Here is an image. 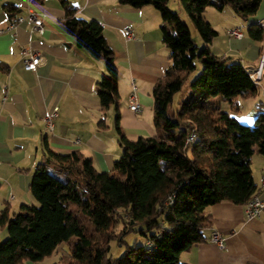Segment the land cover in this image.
Listing matches in <instances>:
<instances>
[{
  "label": "trees",
  "instance_id": "16d2710c",
  "mask_svg": "<svg viewBox=\"0 0 264 264\" xmlns=\"http://www.w3.org/2000/svg\"><path fill=\"white\" fill-rule=\"evenodd\" d=\"M168 1L120 0L133 8L153 5L161 13L163 41L171 50V65L153 90V124L159 134L136 141L121 130L118 68L103 26L77 17V11L64 2L67 33L76 38L79 48L104 61L106 75L97 84L98 97L103 111L116 106L123 155L112 173L99 172L91 159L78 152L55 153L45 140L44 159L31 184L37 205H23L13 216L8 208L0 212V226L8 233L7 239L0 237V264L43 263L72 237L77 241L68 264H182V253L208 239L203 229L211 223L209 207L221 202L247 205L257 193L252 158L256 152L264 156V111L250 127L224 112L221 105L228 103L232 111H238L239 99L255 96L258 86L240 63L211 53L209 46L218 33L205 12L209 7L222 11L231 6L247 22L257 14L262 0H180L205 44L202 48L188 23L168 8ZM248 35L263 42L264 27L252 23ZM197 60L203 71L191 84L192 95L174 110L175 97L197 70ZM0 70L7 71L8 66L0 62ZM99 125L105 127V122ZM192 133L197 139L188 148L186 139ZM50 163L76 174L79 181L58 179L49 173ZM79 182L84 185L83 194ZM72 204L90 219L95 233L80 223ZM119 223L121 231L114 232ZM130 234L144 238L145 245L128 244L125 239ZM112 242L126 247L123 257L109 256Z\"/></svg>",
  "mask_w": 264,
  "mask_h": 264
},
{
  "label": "crops",
  "instance_id": "0c3cea01",
  "mask_svg": "<svg viewBox=\"0 0 264 264\" xmlns=\"http://www.w3.org/2000/svg\"><path fill=\"white\" fill-rule=\"evenodd\" d=\"M64 2L77 11V17L103 26L118 68L122 132L130 141L159 134L153 124V90L171 65V50L163 41L161 13L153 5L133 8L121 5L120 0H0V62L8 66L7 71L0 70V212L8 208L10 216L23 205H37L31 184L44 159L45 140L55 153L78 152L91 159L99 172L112 173L123 155L116 106L103 111L98 97L97 84L106 75L104 61L79 48L76 38L67 33ZM169 4L170 0L168 8ZM177 4L180 18L189 27L194 25L180 0ZM8 6L14 10L10 12ZM32 13L47 15L44 33L33 31L28 23L9 29L13 18ZM205 18L218 33L209 46L211 53L240 63L252 77L264 64V41H254L248 26L258 23L264 27V0L247 22L231 6L222 11L209 7ZM234 29L241 30V38L229 34ZM24 50L43 54L45 65L37 72H27ZM257 86L255 96L239 99L238 111H232L228 103H222V110L253 127L264 111V79ZM134 88L141 105L138 114L129 108ZM55 108L59 116L50 131L45 118ZM101 121L105 127L99 125ZM252 173L258 188L254 196L264 201V156L258 152L252 158ZM245 207L229 202L209 207L211 223L203 229L204 236L209 239L213 232L219 233L225 248L207 239L182 253L181 263L264 264V213L247 220ZM4 229L0 226V234Z\"/></svg>",
  "mask_w": 264,
  "mask_h": 264
},
{
  "label": "rangeland",
  "instance_id": "374dc122",
  "mask_svg": "<svg viewBox=\"0 0 264 264\" xmlns=\"http://www.w3.org/2000/svg\"><path fill=\"white\" fill-rule=\"evenodd\" d=\"M169 2V1H168ZM178 0H170V4L171 7L169 6V9L172 10V12H177V4ZM189 25V24H188ZM169 31H173V28L168 26ZM190 30L191 33L193 35V39L194 41L197 43V46L199 48H202V39H200V35L196 29V27L194 25H190ZM196 39V40H195ZM196 66H197V70L191 74L189 76V78L186 80L183 89L181 90L180 93H178L175 97L174 103L172 104V108L175 110L178 103L181 100H186L189 99L190 96L192 95V90H191V84L192 82L202 73L203 71V65L202 63L197 60L196 61ZM56 169L61 172L62 174H64L63 176L60 175ZM48 171L49 173H51L52 175H54L55 177H57L58 179L62 180V181H68L70 177L71 180H75V181H79V178L77 177L76 174L71 173L70 171H64L59 165L55 164H50L48 166ZM116 177L122 179L123 176L115 173L114 174ZM79 193L83 194L84 193V185L79 182ZM71 209L73 212H75L79 218L80 223L85 227V229L90 232V233H95V228L93 223L90 221V219L85 216L84 214L80 213L77 211V207L76 205L72 204L71 205ZM123 214H125L124 212H122ZM122 229V224H118L115 231L114 232H120ZM1 240H5L8 237V233H7V229L5 228L4 231H2V233L0 234ZM99 237V236H98ZM97 237V238H98ZM126 242L130 245L133 244V242H136L137 245H145V240L144 238H142L141 236L137 235V234H130L127 235L126 237ZM77 241V237H72L71 240L66 243L63 244L61 247H59L57 249V251L53 254L52 257L48 258L47 260H45L43 263H32V262H25L24 264H68L70 262V253H71V249L73 248L74 244ZM126 254V247L125 246H120L117 242H112L111 243V252H110V257H112L113 259H119L121 257H123ZM62 259V261L60 262V260Z\"/></svg>",
  "mask_w": 264,
  "mask_h": 264
},
{
  "label": "built area",
  "instance_id": "2783aa9c",
  "mask_svg": "<svg viewBox=\"0 0 264 264\" xmlns=\"http://www.w3.org/2000/svg\"><path fill=\"white\" fill-rule=\"evenodd\" d=\"M31 2V0H29ZM47 17L46 14L42 13H32L27 17H15L10 21L9 29H13L20 24L28 23L33 27V31L44 33V20ZM229 34L235 38H241L242 32L240 29L230 30ZM129 36L132 34L129 33ZM24 69L27 72H37L40 68H42L46 63V58L43 54L39 52L24 50ZM264 65V64H263ZM263 74V66L252 76V79L255 83H259L262 79ZM135 88L131 95L129 96V108L134 113L141 112V105L138 100V96L135 92ZM59 116L58 108L52 110L50 114H48L45 118L46 127L48 130L53 131L55 127V120ZM197 139V135L192 133L186 139V146L188 148L192 147ZM1 164V160H0ZM264 213V201L260 200L257 196H253L252 199L247 203L245 207V217L247 220H253L255 218L260 217ZM209 242L216 244L220 249L225 248V242L217 232H213L208 239Z\"/></svg>",
  "mask_w": 264,
  "mask_h": 264
}]
</instances>
